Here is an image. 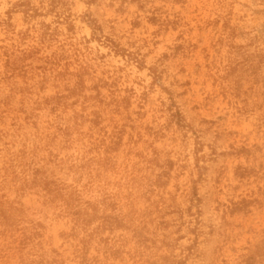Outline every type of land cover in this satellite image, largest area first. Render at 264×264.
I'll use <instances>...</instances> for the list:
<instances>
[{
  "label": "rangeland",
  "instance_id": "374dc122",
  "mask_svg": "<svg viewBox=\"0 0 264 264\" xmlns=\"http://www.w3.org/2000/svg\"><path fill=\"white\" fill-rule=\"evenodd\" d=\"M0 264H264V0H0Z\"/></svg>",
  "mask_w": 264,
  "mask_h": 264
}]
</instances>
